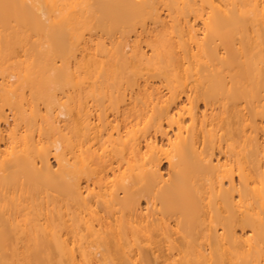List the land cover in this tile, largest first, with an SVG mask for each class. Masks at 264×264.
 <instances>
[{"label":"bare ground","instance_id":"obj_1","mask_svg":"<svg viewBox=\"0 0 264 264\" xmlns=\"http://www.w3.org/2000/svg\"><path fill=\"white\" fill-rule=\"evenodd\" d=\"M0 264H264V0H0Z\"/></svg>","mask_w":264,"mask_h":264}]
</instances>
